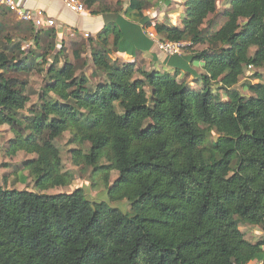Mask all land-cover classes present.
<instances>
[{
  "label": "trees",
  "instance_id": "16d2710c",
  "mask_svg": "<svg viewBox=\"0 0 264 264\" xmlns=\"http://www.w3.org/2000/svg\"><path fill=\"white\" fill-rule=\"evenodd\" d=\"M150 1L129 0L122 11L81 0L104 28L72 44L30 23L4 35L11 12L0 8V128L12 134L5 155L34 156L23 169L39 192L0 185V264H264V238L254 244L240 231L264 232V85L247 84L248 98L233 89L247 69L264 68V0H227L228 22L213 32L202 26L221 0H185L181 28L152 23ZM148 32L207 48L167 56L161 70L114 59L149 54L156 63ZM29 74L46 82L23 116L30 94L20 76ZM65 133L72 166L91 169V181L129 213L81 188L44 193L76 178L56 146Z\"/></svg>",
  "mask_w": 264,
  "mask_h": 264
},
{
  "label": "rangeland",
  "instance_id": "374dc122",
  "mask_svg": "<svg viewBox=\"0 0 264 264\" xmlns=\"http://www.w3.org/2000/svg\"><path fill=\"white\" fill-rule=\"evenodd\" d=\"M146 1V0H143ZM129 0H104V3L109 5L111 8H116L119 10L124 11L127 8ZM185 0H151L150 3L146 5L144 8V15L147 16L152 23H163L164 21H167L170 26H176L178 28H181V21L183 18V4ZM157 4V6H156ZM227 0H221L217 4V10L216 13L208 16V18L205 20L202 29L204 31L213 32L216 30L221 29L225 24L228 22V19L223 16L225 11L227 10L226 7ZM7 19L5 23V34L4 35H10L15 36V32L18 31L16 29L17 25L25 26V22H21L16 15L13 13H6ZM242 22V21H241ZM88 27V30L92 29L93 26H91L90 23L85 24V28ZM95 30V29H94ZM94 31H90V33H93ZM17 34V33H16ZM95 37V36H93ZM87 39V36H80V38H77L76 40H70L72 43H79L82 40ZM64 43V40L56 38L57 44H60V42ZM191 45L186 43V46H184L181 50V54L183 53H189L190 51H201L203 49L207 48L206 44L203 45H196L193 47H190ZM69 47V46H68ZM57 49H60V45L57 46ZM70 48L64 49V55L68 56L70 55ZM157 54L159 53V59H164L165 55L161 53L157 49ZM89 55V52L87 53ZM135 57V64L139 68H145L147 71H151L153 69V66L155 69L157 68V63L152 62L151 59H149L148 56L142 58L141 55H138ZM69 57V56H68ZM146 61H149L148 65H145ZM39 61V59H38ZM50 62V59H48ZM121 64V61H120ZM140 64L145 65V67H141ZM60 65H62V58L60 61ZM160 66V65H159ZM161 70V66L159 68ZM198 74H202V68L197 67ZM85 75L89 77L91 74V68L88 67L85 69ZM259 75V80L254 79V75ZM21 79H26L28 82V93L30 94V102L26 105L25 109L21 112L23 116H29V110L36 107L38 105V98L41 93V89L44 87L46 78L44 74L41 75H34L29 74L27 76L21 75ZM181 78V77H179ZM182 79V78H181ZM100 80V79H99ZM187 85L192 89H201L202 85L198 84L197 82H194L195 80L192 77L186 78ZM96 80L91 79V84L94 86ZM249 83H262L264 85V68L261 69H253L249 68L245 71V74L240 77L239 82L236 86L233 87L234 90L239 92L244 97H250V93L246 89V85ZM213 90H215L216 87L212 86ZM148 91V89H147ZM220 95L221 100H225V96L222 94V91L218 92ZM212 138L216 137L214 132L211 133ZM12 139V134L9 131V128L7 126H3L0 128V185L3 186L6 189H16V190H27L31 192L39 193L35 188L33 184V179L29 177L28 172L23 169V164L25 161L30 160L34 158L33 155H28L25 153H18L16 156L12 158H8L5 155V150L8 147V141ZM70 139V135L68 133L63 134V136L56 140V146L60 150L61 158H62V164L65 171L68 172H74L76 175L75 180L71 183L70 186L64 187V188H55L52 190L45 191L46 194H60V193H71L74 190L81 188L86 197L89 200L92 201H104L109 204V206L118 208L124 213H129V205L126 201H121L118 203H111L107 197L106 194V187L103 184L100 183H93L90 178L91 169H89L86 172L79 171L78 168L72 166L70 161V155H69V149H71V146H68L67 142ZM118 177V174L116 172H112L110 174L109 181L110 183L114 182L116 178ZM240 231L244 234L245 239L248 242L251 243H258L259 241H262L264 238V232L257 227H250V226H240ZM251 264H259V263H251Z\"/></svg>",
  "mask_w": 264,
  "mask_h": 264
},
{
  "label": "crops",
  "instance_id": "0c3cea01",
  "mask_svg": "<svg viewBox=\"0 0 264 264\" xmlns=\"http://www.w3.org/2000/svg\"><path fill=\"white\" fill-rule=\"evenodd\" d=\"M15 1L25 10L43 11L47 17L51 18L55 22L56 27L54 29L57 32V38L63 39L67 43H71L72 40H76L77 38H80V36H87V37L96 36L104 28V21L102 17L91 16L89 13L80 14V15L73 13L65 8L62 0H15ZM87 22L90 23L91 26H93V28L91 29L92 31H94L93 33H90L91 30L90 29L88 30V27L85 28V24ZM141 56L142 58L148 56L149 59H151L149 54H144V55L141 54ZM156 56H157L156 69L159 70L160 66L161 69H163V61L165 57L164 59L160 60L159 53L156 54ZM138 57L139 56H137V58ZM114 59H117L119 62L121 61V64L129 63V62L135 63V58L132 59L122 54L114 55ZM149 61H146L145 63L143 60V63H145V65H148ZM145 65L143 64L142 66V64H140L141 67H145ZM197 67L200 68V66L197 65L194 66L193 69L196 71ZM153 69H155L154 66ZM144 70L146 69L144 68Z\"/></svg>",
  "mask_w": 264,
  "mask_h": 264
},
{
  "label": "built area",
  "instance_id": "2783aa9c",
  "mask_svg": "<svg viewBox=\"0 0 264 264\" xmlns=\"http://www.w3.org/2000/svg\"><path fill=\"white\" fill-rule=\"evenodd\" d=\"M66 9L76 14L89 13L81 0H62ZM4 7L11 13L17 16L21 22L30 23L36 29H54L56 27L55 22L47 17L41 10L28 11L23 9L15 0H0V8ZM147 35L152 39L157 49L167 56L181 55V50L186 46L185 42H167L160 41V39L153 33L148 32Z\"/></svg>",
  "mask_w": 264,
  "mask_h": 264
}]
</instances>
